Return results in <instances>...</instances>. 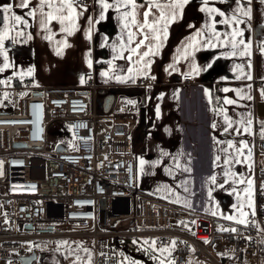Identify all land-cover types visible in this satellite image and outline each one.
Returning a JSON list of instances; mask_svg holds the SVG:
<instances>
[{
	"label": "crops",
	"instance_id": "crops-1",
	"mask_svg": "<svg viewBox=\"0 0 264 264\" xmlns=\"http://www.w3.org/2000/svg\"><path fill=\"white\" fill-rule=\"evenodd\" d=\"M4 3L19 0H0V6ZM106 3L112 6L104 10L100 0H74L72 24L49 20V11L57 17L68 14L66 8L56 11L61 7L58 0L51 8L40 0H31L28 8H14L27 25L13 28L10 21L6 27L0 19V32L7 37L0 48V67L9 65L2 76L26 77L27 90L37 85L79 88L93 82L98 89L114 90L115 96H139V106H131L138 113L132 148L139 188L218 220L247 221L254 208V133L258 127L264 131V2L188 0L175 9L174 19L172 0H134L135 8L126 0ZM207 8L219 11L201 10ZM30 11L34 15H28ZM145 12L152 28L144 26ZM237 29L243 31L237 40H245L247 49L233 48ZM105 61L108 66H103ZM52 68L63 70L65 77L52 75ZM185 75H191V81L182 80ZM215 88L217 105L212 100ZM129 237L135 242L126 246L121 239L119 246L142 258L134 264H153L163 244L171 245L172 254V243L149 235Z\"/></svg>",
	"mask_w": 264,
	"mask_h": 264
},
{
	"label": "built area",
	"instance_id": "built-area-1",
	"mask_svg": "<svg viewBox=\"0 0 264 264\" xmlns=\"http://www.w3.org/2000/svg\"><path fill=\"white\" fill-rule=\"evenodd\" d=\"M3 73L0 97L7 91L13 106H0V264H21L44 239L71 237L91 239L94 264H117L112 247L145 235L173 244V264H264L261 127L254 133V208L246 223L227 222L139 188L132 148L138 113L129 102L104 113L93 82L18 96L30 87L27 78ZM57 121L64 124L53 129Z\"/></svg>",
	"mask_w": 264,
	"mask_h": 264
},
{
	"label": "rangeland",
	"instance_id": "rangeland-1",
	"mask_svg": "<svg viewBox=\"0 0 264 264\" xmlns=\"http://www.w3.org/2000/svg\"><path fill=\"white\" fill-rule=\"evenodd\" d=\"M52 75L55 74L58 79L64 78L63 70H57L55 68L51 69ZM43 86H36V88H31L30 90L20 89L17 91V95H27L34 90H38ZM53 87V86H52ZM57 87V86H56ZM34 89V90H33ZM215 92H217V88H215ZM137 96V95H136ZM139 96L131 98H122V95L118 93L115 96L114 104L112 105V110L117 109L120 102L132 101L134 103H130L132 107L139 106V101L137 100ZM135 99V100H134ZM260 98L258 97L257 103L260 104ZM0 106L2 108H11L13 106V99L7 95V91H3V95L0 97ZM64 123L62 121L55 122L53 129H60ZM78 238V239H77ZM135 238V237H133ZM121 242H124L127 246L128 242L132 241V237L121 238ZM92 242L88 237H83L80 239L79 237H71L65 239H44L41 243L38 244L36 248L37 259L32 264H93L94 256L93 249L91 248ZM163 244L161 245V249H167V251L161 252L159 250L158 255H156V260L152 258L153 264H160V261H163L164 264H173V256L171 254V245ZM116 255V263L117 264H134L140 263L142 260L141 257L135 256L133 252L129 250L128 247L122 248L120 246L112 247ZM144 255V254H143ZM146 258L151 256H145ZM192 263H195L193 259H191ZM198 262L203 263L202 260H198ZM207 264V263H203Z\"/></svg>",
	"mask_w": 264,
	"mask_h": 264
},
{
	"label": "snow or ice",
	"instance_id": "snow-or-ice-1",
	"mask_svg": "<svg viewBox=\"0 0 264 264\" xmlns=\"http://www.w3.org/2000/svg\"><path fill=\"white\" fill-rule=\"evenodd\" d=\"M54 0H40V4L43 5L45 3H47L49 5V7L51 8L52 4H53ZM117 3L120 2V0H116ZM127 3L132 4L133 8H135V3L134 0H126ZM151 2V0H150ZM208 0H205V3H207ZM262 2H264V0H262ZM58 3L60 4V8H57L56 11L57 12H62L65 10V8L67 9L68 14L66 16H61V17H57L54 16L52 14L51 11L48 12V18L49 20H53V19H57L59 18L61 20V23H63L65 20H67L70 24L73 23V12H74V8H73V3L74 0H58ZM100 3L103 5V9L106 10L109 7H111L112 5L106 3V0H100ZM188 3V0H172V8L174 9L173 11V19L175 18V9H182L183 6L185 4ZM31 4V0H19V3L17 4H13V3H4L2 6H0V19H2L3 23L5 24L6 27L9 26L10 21L14 22L11 27H16L18 25H27V21L24 19V17H22L21 15H17V13L14 11V8L18 7V8H28ZM202 11H208L210 14L212 12H218V9H214V8H207V9H201ZM41 11H43V9H41ZM77 16L80 15L81 13H75ZM28 15H34V12H29ZM125 15H128V13L126 12ZM145 15V25L149 28H152L151 25L147 24V17H148V12L144 13ZM220 15H223V13H220ZM244 16H249V10H246L243 12ZM101 19H103V12H101ZM160 19H164V13H161V17ZM135 22L134 19V14H133V23ZM222 23L224 21H221ZM43 26V25H42ZM166 28L167 25H165V32H166ZM67 31V29H65ZM154 30V29H153ZM22 34V33H21ZM71 34V32L69 31V35ZM88 36V38H91L90 34H86ZM243 35V31L237 29L236 31L233 32L232 34V46L233 48H236L238 45H243L245 49H247L250 45L248 43L245 42V40L243 39H239L237 40V37H242ZM130 39H131V33L129 34ZM6 35L3 32H0V48H2L3 46V41L6 39ZM156 39H159V37L157 36ZM141 44L143 43V41L140 42ZM262 48H264V45H261ZM137 48H139V44L137 45ZM132 51H135V49H132ZM2 54V53H0ZM149 53H144L145 56H147ZM244 54V53H241ZM9 67V65L7 63H5L3 65V67H0V72L4 71L5 68ZM132 69H129V72H131ZM145 75L147 73H144ZM249 79L251 78L250 76L248 77ZM118 80H122L125 78H121V77H117ZM224 91H227V89H224ZM207 94V93H206ZM262 95H264V90H262ZM250 98V97H249ZM129 103H134L132 101H129ZM225 103L227 104H231L234 103V101L232 100H228L225 99ZM157 117L159 118V106H157ZM225 119H228L227 117H225ZM249 123H251V121H249ZM229 126H231V124L229 123ZM213 127H215V125H213ZM225 131H227V128L225 129ZM245 131H247V129H245ZM231 144V142H229ZM243 144V142H241ZM162 155H167V153H162ZM249 155H251V152H249ZM217 159H219V157H217ZM239 162V161H237ZM144 163H146L144 160H141V164L143 165ZM156 164L159 163V161L154 162ZM227 163V161H226ZM212 181H215V177H211L210 178ZM248 185L251 186L252 181L248 180L247 181ZM247 191V189L245 190ZM247 215V214H244ZM227 219H233V217L229 216L227 217ZM239 223H246L245 220H240ZM234 231V229H232ZM207 242V241H205ZM153 244L155 243V241L152 242ZM175 243V242H173ZM161 252L167 251V249H160ZM155 259V257H154ZM160 264H164L163 261H160Z\"/></svg>",
	"mask_w": 264,
	"mask_h": 264
},
{
	"label": "water",
	"instance_id": "water-1",
	"mask_svg": "<svg viewBox=\"0 0 264 264\" xmlns=\"http://www.w3.org/2000/svg\"><path fill=\"white\" fill-rule=\"evenodd\" d=\"M98 94H99V96H101V98L98 101L100 108L102 109V111L104 113L109 112V110L111 109V106L114 102V99H115L114 90L107 91L104 88H100V89H98ZM143 103H144V97H143V95H141V105H143ZM14 144L25 146L24 142H15ZM62 148L63 147L60 143L57 144V149H62ZM129 224L131 225L132 221H129ZM36 259H37L36 250H33L29 255L22 256L20 258L21 264H32Z\"/></svg>",
	"mask_w": 264,
	"mask_h": 264
},
{
	"label": "trees",
	"instance_id": "trees-1",
	"mask_svg": "<svg viewBox=\"0 0 264 264\" xmlns=\"http://www.w3.org/2000/svg\"><path fill=\"white\" fill-rule=\"evenodd\" d=\"M138 1H143V0H138ZM214 93V96L212 98L213 102L215 105L219 104V97L217 96V92H213ZM142 113V110L140 111ZM82 239V238H80ZM41 243V242H40ZM91 248H92V245H91Z\"/></svg>",
	"mask_w": 264,
	"mask_h": 264
}]
</instances>
